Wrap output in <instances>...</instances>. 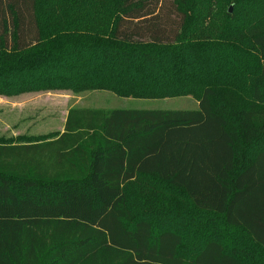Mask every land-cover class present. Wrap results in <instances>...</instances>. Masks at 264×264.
I'll return each instance as SVG.
<instances>
[{"label": "trees", "instance_id": "obj_1", "mask_svg": "<svg viewBox=\"0 0 264 264\" xmlns=\"http://www.w3.org/2000/svg\"><path fill=\"white\" fill-rule=\"evenodd\" d=\"M89 90L199 107L0 144V264H264V0H0V96Z\"/></svg>", "mask_w": 264, "mask_h": 264}, {"label": "rangeland", "instance_id": "obj_2", "mask_svg": "<svg viewBox=\"0 0 264 264\" xmlns=\"http://www.w3.org/2000/svg\"><path fill=\"white\" fill-rule=\"evenodd\" d=\"M230 6L231 3H227L218 7L217 15L209 22L217 24L221 14ZM206 29L209 30L210 27ZM198 107L197 99L192 96L137 99L120 97L106 90L78 93L50 91L13 97L0 96V144L26 145L54 140L64 132L70 109L190 110ZM83 142L86 145L83 146L88 148V137ZM26 156L24 164H18L14 158L2 161L21 174L44 172L55 167L51 156L38 153Z\"/></svg>", "mask_w": 264, "mask_h": 264}, {"label": "water", "instance_id": "obj_3", "mask_svg": "<svg viewBox=\"0 0 264 264\" xmlns=\"http://www.w3.org/2000/svg\"><path fill=\"white\" fill-rule=\"evenodd\" d=\"M232 11H233V6L231 5V6L229 7V12L232 13Z\"/></svg>", "mask_w": 264, "mask_h": 264}, {"label": "crops", "instance_id": "obj_4", "mask_svg": "<svg viewBox=\"0 0 264 264\" xmlns=\"http://www.w3.org/2000/svg\"><path fill=\"white\" fill-rule=\"evenodd\" d=\"M198 106H199V104H198ZM198 109V108H197ZM190 110H196V109H190Z\"/></svg>", "mask_w": 264, "mask_h": 264}]
</instances>
